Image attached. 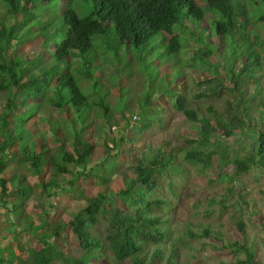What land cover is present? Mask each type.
<instances>
[{
    "label": "trees",
    "instance_id": "16d2710c",
    "mask_svg": "<svg viewBox=\"0 0 264 264\" xmlns=\"http://www.w3.org/2000/svg\"><path fill=\"white\" fill-rule=\"evenodd\" d=\"M62 1L68 5L61 14L66 29H57L53 34L44 32L42 36L36 33L34 38L23 39L25 35L20 37L23 24H17V28L10 27L0 19V195L6 207L7 200L14 201L8 212L13 213L16 220L12 224L16 225L19 217L26 216L31 199H35L22 168L36 177L38 183L35 187L48 198H54L58 190L65 192L64 183L71 191L83 194L77 186L80 179H93L101 184V190L96 196H84L85 200L78 204L69 221L62 217L51 220L58 207L52 201L48 207L42 203L37 209V219L30 216L29 224L22 226V230L36 234L42 247L28 249L29 246L25 247L19 241L23 256H15L11 250L0 248V264H53L56 261L61 264H93L107 253L111 254L109 262L120 264H125L126 260H131V264H176L181 251L179 242L185 246L183 237L172 239L174 249L166 259H163L162 248L156 247L150 256L146 251L149 245L165 242L167 236L163 225L169 218H163V215L168 202L155 195L158 186L155 177L160 170L169 173L175 150L161 147L152 159L138 157L131 166L135 178H130L123 171L118 172L116 161L114 165L106 164L119 156L116 151L122 149L124 140L138 150L135 136L128 137L125 132L133 128L143 133L157 124L161 118L152 115L163 107L159 98L166 97L169 107L193 122L198 134L194 142L196 147L187 152L185 161L196 165L201 174L215 168L217 177L211 179L212 184H228L239 175L247 174L252 167L264 177V0H85L92 6V14L85 17H80L71 7L73 0ZM9 4L11 7L4 6L8 15L18 21L17 5L14 0H9ZM184 9L186 12L183 14ZM180 19H187L188 23L180 28L198 26L207 36L179 33L175 26ZM111 24L120 40L117 55L123 44L137 49L158 35L163 38L157 43L164 44L167 55H181L185 45L197 51L189 55L188 62L181 58L158 61V65L170 74L176 73V65L180 64V74L175 77L176 84L172 87L177 94L176 100L168 93L170 88L155 100L145 93L141 111L137 110L129 117L123 112L119 117L126 122V131L119 139L108 137L104 140L102 162L96 164L92 160L96 146L88 139L87 133L100 125L101 131L110 130L114 124L110 120L115 117L112 106L104 99L97 100L95 94L100 81L105 80L104 74L98 71L100 62L108 61V56L103 52L102 56L96 53L88 57V54L94 47L93 36L104 34ZM169 35H172L171 39ZM17 38L21 42L16 41ZM37 38L42 43L34 56L23 55L19 46L24 47L30 39ZM52 41L54 45L49 54L45 50ZM101 44L106 47V40ZM9 48L13 49L11 55L7 54ZM225 48L227 51L223 53ZM40 49L45 52L42 54ZM38 52L39 57L36 58ZM214 56L215 61L212 59ZM197 68L202 69L205 75H192ZM186 74L189 78L192 76L195 84L205 88L195 96L197 99L205 98L211 102L219 99L223 102L222 114L212 104L206 109L210 116L198 114L189 102L188 81L182 78ZM76 75L80 76L83 86L91 88L88 95L82 91ZM145 76L144 73L139 74L136 87H143ZM135 115L138 116V125L131 123ZM33 118L46 124L54 146L47 143L44 133L39 131L36 134ZM37 135L42 137L43 143L36 142ZM233 136L242 138L245 147L249 148L243 156L238 153L241 145L237 146V151L221 142L220 138ZM9 162H12L13 171L12 176L6 178L3 174L8 170ZM228 165L234 166L233 173L226 171ZM117 174L124 178L125 187L113 190L110 187ZM168 185L172 187L171 183ZM171 189L175 194L174 188ZM224 190L222 203L236 193L231 185ZM118 200L124 206H120ZM237 203L241 206L238 208L240 213L232 215L231 222L244 235L243 240H233L231 236L226 239L222 231H213L209 226L202 234L189 229L185 235L205 240L201 251L207 248V240L213 237L223 250H229L235 257L233 264H260V258L264 261V251L259 253L260 236H255L250 242L246 234L245 215L250 203L241 194ZM37 220L40 224L36 225ZM258 230L264 234V223ZM69 231L75 236L78 250L82 253L74 258L67 255L57 242L68 239Z\"/></svg>",
    "mask_w": 264,
    "mask_h": 264
},
{
    "label": "rangeland",
    "instance_id": "374dc122",
    "mask_svg": "<svg viewBox=\"0 0 264 264\" xmlns=\"http://www.w3.org/2000/svg\"><path fill=\"white\" fill-rule=\"evenodd\" d=\"M14 3L17 5L18 12L20 13L18 21L12 19L4 7L5 5L11 7L9 0H0V19L4 20L3 22L10 27L15 26V28H17V24H23L20 28V37L25 35L23 39L34 38L36 33L43 36L44 32H50L53 34L57 29L59 31L66 29L64 26L65 22L61 16L64 7H68L65 1L14 0ZM71 7L76 10L80 17L92 14V6L88 1L73 0ZM185 12L186 9H184L183 14ZM181 19L175 27H178L177 31H180V33L185 36H187L189 32L198 35L204 31L203 28L199 29L198 26L180 28L181 26L188 24L186 23L187 19L184 20L185 22ZM189 20L193 23L195 22L192 19ZM0 24H2L1 21ZM34 24H38L36 28L33 27ZM183 29H188L189 31ZM7 31L9 32L10 29L8 28ZM201 34L207 36V33L205 32ZM162 38V35H158L137 49L129 47L127 44H123L120 54L117 55L116 49L120 46V40L118 41L117 39V33L113 24L108 26V29L104 34L93 36L94 47L92 51L89 52L88 57H91V54L95 55L96 53L100 56H102L103 53H106L108 56V61L100 62L101 67H99L98 71L104 74L105 80L102 79L98 88L95 90L96 98L97 100L99 98L104 99L112 106L115 118H112L110 122L114 123L112 127H118L115 132L111 131L112 127L110 130L103 129L101 131L100 125L99 127L95 126V128L87 133L88 139H90L96 146L95 154L92 157L93 162H96V164L100 161L102 162L101 155L104 153V140L108 139V137L119 139L126 131L124 128L127 127V124L125 121H121L119 117L123 112L129 117V115L137 112V110L141 111V101L145 98V93L150 94L153 100H155L157 96L161 95L162 92H165L167 88H170L168 93L172 97L174 96L176 100L177 94L176 91H173L172 87L176 84L175 77L180 74V64L177 63L176 65V73L170 74L166 70H163L161 65H158V61L164 62L166 59H175L176 61L186 59V62H188L190 61V58H188L189 55L194 51H197V49H188L189 47H186L185 45V49L181 52V55L180 53L167 55L165 53L166 48L164 44L157 43L159 42L158 40ZM104 39L107 42L106 47L108 49L101 44V41ZM16 41L21 42L18 38ZM41 43L42 41L40 38L32 39V41L30 39L24 47H21L20 45L19 49H23L21 52L23 55L33 57L35 51L41 46ZM215 44H218V41H216ZM13 45L15 46L16 43L13 42ZM53 45L54 42L52 41L45 51L50 54L51 46ZM12 50V48H9L7 54L11 55ZM45 51L42 50L41 53L43 54ZM226 51L227 49L225 48L223 53ZM127 54L129 55L128 61ZM35 57H39V52ZM212 59L215 61L216 56L212 57ZM190 71L192 70L190 69ZM140 73L146 75L144 78L145 84H143V87L141 86V88H138L139 85L137 87L136 85L139 84L138 76ZM199 73L204 74L202 69L197 68L196 72L193 71L192 75L194 74V76H198ZM187 76L188 75L186 74L182 78L187 79L188 81L186 87L190 90L189 95H191L189 102L198 114L200 116L203 114L210 116V113L206 111L210 104L214 106L215 110H218V112L222 114L224 110L223 102L219 99L212 102L205 100V98L197 99L195 96L205 88L195 84V82L192 81V76L191 78ZM76 80L82 91L88 95L91 88L87 85L83 86V81L80 79L79 75H76ZM159 99V102L162 103L163 107L158 108L159 114L156 112L152 115L153 117L159 116L161 118L157 124L143 133H140L138 132V129L133 128H129V130L125 132L128 137L135 136V146H138V150H135V147L131 146L129 142L124 140L122 149L116 151L119 156L116 159L109 160V163L106 164L114 165V162L116 161V167L119 170L118 172L123 171L130 176V178H135L131 166L135 163L138 157L147 160L152 159V155L161 147L175 150V157L173 158L172 163L169 164V173L165 174L163 170H160L155 177L156 182H158L155 195L167 200L168 207L163 218L167 217L169 220L163 225V229L167 233L165 242L158 245L152 244L147 246L146 251L149 253V256L152 255L156 247H159L163 249L165 254L163 259H166L171 249H174L172 239L183 237L185 246L179 242L181 251L180 255L176 258V264H233V262H235V257L229 253V250H223L218 241L213 237L207 240V248L204 251H201L200 249L206 241L203 239L190 238L188 235H185V233L189 232L187 230L190 229L194 233L202 234L203 230L209 226L213 231H222L226 239L227 236H231L233 240H243L244 235L240 233L235 227V224H232L231 222V216L240 213L238 208L241 206L237 203V200L240 199V194L250 203L248 212L245 215L248 240L251 242L255 239V236H257V238L260 236L258 238V244L260 246L259 253L261 254V252L264 251V234L262 231H259L258 228H261L264 223V177L258 169L252 167L247 174L239 175L228 184L222 182L212 184L210 182L211 179L217 177V170L215 168L209 169L206 174H201L196 165L189 164L185 161L186 159H184L187 152L196 147L194 142L197 139L198 134L194 128V123L189 121V119H187L182 113L171 109L166 97H161ZM57 115L60 117V114ZM33 120L36 122V134L39 131L44 133L47 137V143L50 146H54L52 135L48 133L46 124L42 123L38 118H33ZM131 123L134 124L133 120ZM135 125H138V122H136ZM220 139L222 143L225 142L227 146L233 150L238 151L237 146L241 145L242 148L240 152L238 151L241 156L249 151V148L247 146L245 147L244 140L239 136H233L231 138L222 137ZM36 142L38 144L43 143L42 137H38L37 135ZM232 155L235 156L234 153H232ZM12 160L14 161L15 159ZM12 166V162H9L8 170L3 174L4 177L10 178L12 176ZM175 167H177L176 170ZM49 170L48 167L47 172H49ZM21 171L26 173L27 183H29L33 189V191L30 190V192L35 199H31L26 209V216L23 215L22 217H19L16 226L14 225L15 227H12L13 224L9 222V219L15 222L16 218L14 219L12 216L7 218L6 215H3L5 205L2 196L0 195V213L3 212L1 213L3 217L0 215V221L2 222L0 224V229H8V234H12L9 238L10 240L7 247L11 248V251L15 256H23V253H21V250L18 247L19 241H21L25 247L29 246L28 249L34 248L35 250H38L42 247L41 243L35 236L36 234L31 231L22 230V226L29 224L30 216L37 219V209L40 205L53 199H48L47 196L41 195V191L35 187L38 180L31 172H29V170L22 168ZM226 171L233 173L235 168L233 165H228ZM168 183H171L176 191L175 194H173L172 187H170ZM63 185H66V191H56L54 200H52V202L56 204V207H58L55 208L56 211L51 216L52 220L58 219L59 217H62L66 221L71 220L77 211L78 204L84 199V196H96L101 190V184L96 183L93 179L88 181L81 179L78 180L77 186L83 190V194H79L78 191H71L67 183H64ZM227 185L233 186L236 193L233 198L225 199L224 203H222L221 201L224 199V193L226 192L224 188ZM123 187H125L124 178L118 174L114 175L110 188L118 190ZM10 188H12L11 185ZM152 195H154V193ZM13 202V200H7L8 204ZM118 204L124 206V203L121 200H118ZM48 206L49 205H47V207ZM225 206H227V209H224ZM35 223L36 225L40 224L39 220L35 221ZM98 227L99 225L97 226V232L99 233ZM41 232L42 231L40 230L38 233L40 234ZM57 242L60 247L63 248L64 252L73 258L82 254L78 250L79 244L71 231L68 232V239L57 240ZM3 248L6 247L3 246ZM8 254L9 253H7V255ZM110 257L111 254L107 253L104 256H101L100 260L95 261L93 264H120L109 262ZM131 263V260L125 261V264ZM53 264H61V262L56 261ZM260 264H264L262 258H260Z\"/></svg>",
    "mask_w": 264,
    "mask_h": 264
},
{
    "label": "crops",
    "instance_id": "0c3cea01",
    "mask_svg": "<svg viewBox=\"0 0 264 264\" xmlns=\"http://www.w3.org/2000/svg\"><path fill=\"white\" fill-rule=\"evenodd\" d=\"M7 206L12 209V206L10 204H8ZM8 207L5 206L4 207V213L3 212H1V213H3V215H6L7 218L10 217V216H12L15 219L13 213H9L8 212V210H9ZM1 213H0V215H1ZM9 222L12 224V222H14V221L9 219ZM1 223L2 222L0 221V224ZM14 224H15V222H14ZM14 224L12 225V227L14 226ZM8 233H9L8 232V229H0V248H3V246H5L8 250H11V248L10 247H7V245H8V242L10 240L9 238L11 237L12 234H8ZM6 248H3V249H6Z\"/></svg>",
    "mask_w": 264,
    "mask_h": 264
},
{
    "label": "clouds",
    "instance_id": "9594fccd",
    "mask_svg": "<svg viewBox=\"0 0 264 264\" xmlns=\"http://www.w3.org/2000/svg\"><path fill=\"white\" fill-rule=\"evenodd\" d=\"M179 33H180V31H179ZM182 34V33H181ZM169 37H170V39L172 38V35H169ZM133 122H136V120H138V116L137 115H135L134 117H133ZM118 129V127L117 126H113L112 127V132H115L116 130ZM110 146L112 147L113 145L112 144H110ZM62 192V191H61ZM91 197V196H90ZM48 199H52V198H48ZM54 199V198H53ZM52 199V200H53ZM51 200V201H52ZM83 200H85V199H83ZM50 200L48 201V202H44L43 204L47 207V205H49L50 204V202H51ZM29 215V214H28ZM30 216V215H29ZM52 220V219H51ZM16 226V225H15Z\"/></svg>",
    "mask_w": 264,
    "mask_h": 264
}]
</instances>
